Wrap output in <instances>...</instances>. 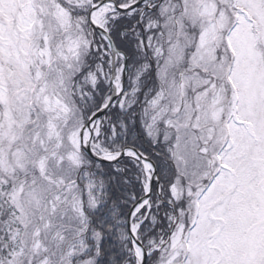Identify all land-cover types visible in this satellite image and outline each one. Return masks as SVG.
Listing matches in <instances>:
<instances>
[{
    "label": "snow or ice",
    "instance_id": "6c2138e0",
    "mask_svg": "<svg viewBox=\"0 0 264 264\" xmlns=\"http://www.w3.org/2000/svg\"><path fill=\"white\" fill-rule=\"evenodd\" d=\"M0 264H264V0H0Z\"/></svg>",
    "mask_w": 264,
    "mask_h": 264
}]
</instances>
